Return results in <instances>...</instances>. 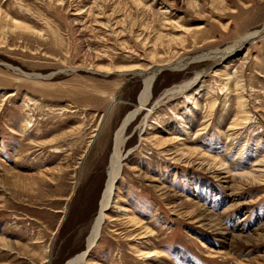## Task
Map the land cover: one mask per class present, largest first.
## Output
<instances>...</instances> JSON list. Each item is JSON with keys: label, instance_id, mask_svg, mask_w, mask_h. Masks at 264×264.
<instances>
[{"label": "rangeland", "instance_id": "obj_1", "mask_svg": "<svg viewBox=\"0 0 264 264\" xmlns=\"http://www.w3.org/2000/svg\"><path fill=\"white\" fill-rule=\"evenodd\" d=\"M263 29L264 0H0V264L85 251L142 74L181 62L126 133V211L87 264H264V33L201 59Z\"/></svg>", "mask_w": 264, "mask_h": 264}, {"label": "bare ground", "instance_id": "obj_2", "mask_svg": "<svg viewBox=\"0 0 264 264\" xmlns=\"http://www.w3.org/2000/svg\"><path fill=\"white\" fill-rule=\"evenodd\" d=\"M261 34H262L261 31H257L255 33L248 34L244 38H242L240 41L236 42L233 46L228 47L224 51H220L219 53H214L213 55H208L207 57H202L201 59H206V60L207 59L213 60V59H218V58H220L221 60L225 59L229 55L235 54L238 51H240V49L245 47L247 44L253 42L252 40H255L256 36L259 37V35H261ZM170 64H172V63H170ZM170 64L157 65V66L152 68V71H150L151 70L150 69L149 70L150 72L144 71V73L142 74V75H144V76H141V78L143 80V89H142V92L140 93L138 103H137L136 107L126 115V117L124 118V121L121 124V127L118 129V131L116 132V135H115L114 150H113V153L111 154V158H110V162H109V168H108L107 185H106L103 197H102L99 212H98L97 217L95 219L91 233L87 239L86 249L82 253L76 255L74 258L67 261L65 264H87V261H86L87 260L86 259L87 254L88 253L90 254L93 251V249L96 248V246H97V244H98V242L102 236L103 227H104L105 222L107 220V212H108V210H110L109 207H111V208L114 207L118 211H123V212L126 211L124 207L117 205V203H114L116 188H117V185L119 183L120 178H122L123 167H124V163L126 160L125 155H124V149H125L126 144H127V138H126L127 134L126 133L129 129V127L134 122H136V119L139 117V115L151 103L152 98H153V94H154L153 88H154V84L157 80V75H160V72L161 73L164 72L161 69L166 68V67H171L172 70L177 69V70L182 71L184 66H185V65L179 66V65H183L182 62L179 63L178 67L175 65H170ZM137 71H143V70H138V69L130 70V72H133V74H135V72H137ZM145 72H147V73H145ZM199 74H201V73H199ZM234 80H235V76H234ZM195 82L196 81H192L191 85L194 84ZM236 89L238 92H240L241 90L242 91L244 90V87L241 85V81L238 78L236 79ZM183 90H184V85L176 86V87L166 91L165 95H175V94L183 92ZM239 100L242 103L241 108L244 109L245 102L243 101V97L240 96ZM244 114H245V111H244ZM147 116H149V113L147 114ZM247 121H248V119H246V122H243L244 124H242V125H246ZM236 122H237V120H235V122L232 124V127L230 129L231 131H234L235 128H237L238 124H236ZM146 124H147V122H146V118H145L142 121V126L145 127ZM157 144H160V142L159 143L157 142ZM161 149H164V148H161ZM258 165H256V168L259 167L258 169L251 170L250 172L246 173L245 175H235V176L241 177L244 180L256 181V180L260 179V177L262 176L261 173L263 172V171H261L262 166L260 164H258ZM119 194H120V192H119ZM128 215L125 216L126 218H124V217L123 218L127 219V222L130 224V226H134L136 229L143 231V233L141 234L142 235L141 240L147 239V237L149 238V233L151 232L149 230V228L147 226H145L143 223H141L139 220L134 219V218H130Z\"/></svg>", "mask_w": 264, "mask_h": 264}, {"label": "water", "instance_id": "obj_3", "mask_svg": "<svg viewBox=\"0 0 264 264\" xmlns=\"http://www.w3.org/2000/svg\"><path fill=\"white\" fill-rule=\"evenodd\" d=\"M261 33H264V31ZM169 69H172V68L171 67L162 68V71L169 70Z\"/></svg>", "mask_w": 264, "mask_h": 264}]
</instances>
